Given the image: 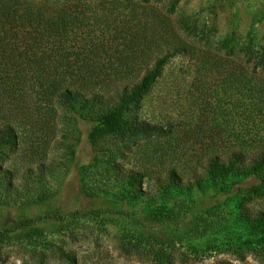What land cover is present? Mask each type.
Returning a JSON list of instances; mask_svg holds the SVG:
<instances>
[{
    "label": "rangeland",
    "instance_id": "374dc122",
    "mask_svg": "<svg viewBox=\"0 0 264 264\" xmlns=\"http://www.w3.org/2000/svg\"><path fill=\"white\" fill-rule=\"evenodd\" d=\"M29 4L53 17L64 13L77 23L65 49L70 57L91 48L107 60L114 56L109 48L117 45L118 32L135 29L133 48L140 59L128 70L134 82L156 59L174 52L137 114L171 132L140 135L130 148L127 141L108 136L94 147L88 138L90 124L77 122L61 106L56 130L45 128L42 150L32 149L35 142L24 135L18 155L1 160L0 154V233L14 231L0 244V264H264V245L238 220L234 197L209 181L204 165L212 149L202 145L214 138L223 150V140L242 139L243 126L252 124L239 86L227 80L238 70L220 44L231 32L238 34L237 46L248 37L259 43L264 0ZM105 151L126 169L145 167L141 197L133 199L125 182L101 175L95 160L113 162ZM169 168L182 177L180 187L164 182ZM198 180L204 182L200 187ZM248 206L252 212L264 211V198ZM26 219L41 232L22 239L17 226Z\"/></svg>",
    "mask_w": 264,
    "mask_h": 264
},
{
    "label": "trees",
    "instance_id": "16d2710c",
    "mask_svg": "<svg viewBox=\"0 0 264 264\" xmlns=\"http://www.w3.org/2000/svg\"><path fill=\"white\" fill-rule=\"evenodd\" d=\"M31 1L35 0H0L1 160L9 159L10 154H19L24 135L35 142L32 149L42 150L47 142L45 128H51L49 133L56 130L61 106L68 107L77 122L90 124L88 138L94 147L108 136L127 141L130 148L140 135L170 134L171 129L142 120L137 114L174 52L156 59L140 81L134 82L128 70L140 59L133 48L138 35L135 29L118 32L117 45L109 48L114 56L107 60L100 57L104 54L98 50V53L93 52L91 48L85 50L87 53L70 57L65 49L70 28L77 23L67 20L64 13L50 16L45 10L31 6ZM185 24L189 26L188 21ZM237 37L236 32H231L220 48L232 59L229 64L238 70L237 75L234 71L227 80L239 86V94L246 103V117L252 124L243 126L242 139L237 138L233 143L223 140V150L214 138L202 144L203 150L212 149L204 170L214 187L227 197H234L238 220L259 235L264 245V211L252 212L248 206L264 198V37L259 43L248 37L239 46L236 45ZM122 45L125 47L122 51L129 52L130 57L122 53ZM114 59L122 62L116 64ZM103 153L113 160L111 151ZM95 162L99 163L101 175L107 180L119 179L131 188L133 199L141 197L140 190L146 178L144 166L126 169L116 160L110 164ZM3 168L0 165V170ZM4 171L10 174L9 169ZM165 175L168 187L177 188L183 184L175 168L167 169ZM9 181L13 184L12 177ZM203 183L198 180L196 184L200 187ZM18 230L22 231V239L41 232L30 219L22 221ZM11 232L14 231L0 233V244Z\"/></svg>",
    "mask_w": 264,
    "mask_h": 264
}]
</instances>
